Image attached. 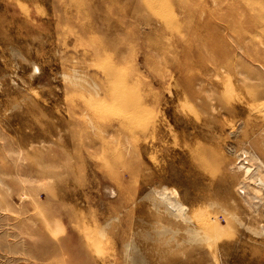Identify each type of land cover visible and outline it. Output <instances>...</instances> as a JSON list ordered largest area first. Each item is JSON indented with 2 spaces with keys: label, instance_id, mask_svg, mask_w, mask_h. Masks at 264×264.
<instances>
[{
  "label": "rangeland",
  "instance_id": "1",
  "mask_svg": "<svg viewBox=\"0 0 264 264\" xmlns=\"http://www.w3.org/2000/svg\"><path fill=\"white\" fill-rule=\"evenodd\" d=\"M259 179L264 0H0V264H264Z\"/></svg>",
  "mask_w": 264,
  "mask_h": 264
},
{
  "label": "bare ground",
  "instance_id": "2",
  "mask_svg": "<svg viewBox=\"0 0 264 264\" xmlns=\"http://www.w3.org/2000/svg\"><path fill=\"white\" fill-rule=\"evenodd\" d=\"M250 166H252V165H249L248 168ZM256 185L257 186L254 187V191L259 193L261 191V188L264 186V182L259 179V181H257ZM156 196H157V200L166 207V209L169 213H171L175 216L181 217V218L186 216L185 215V208L186 207L180 201H178L174 198H170L164 192L162 193V192L158 191L156 193ZM159 202H157V203H159ZM186 218H187V216H186ZM203 219L200 220L201 224L199 223V220H198L197 223L200 224V226L198 228L196 227L197 229H195V230L193 229L194 231L192 233L195 232V236L201 237L200 239L205 240L208 244H210L215 239V237L218 235V232H219L218 219L216 217L208 218V219L203 218ZM210 245H212V244H210Z\"/></svg>",
  "mask_w": 264,
  "mask_h": 264
}]
</instances>
